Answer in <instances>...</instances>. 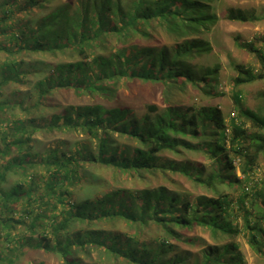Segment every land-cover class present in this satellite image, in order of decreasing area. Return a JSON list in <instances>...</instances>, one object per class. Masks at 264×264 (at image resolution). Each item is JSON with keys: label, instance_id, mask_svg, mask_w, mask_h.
Returning a JSON list of instances; mask_svg holds the SVG:
<instances>
[{"label": "trees", "instance_id": "16d2710c", "mask_svg": "<svg viewBox=\"0 0 264 264\" xmlns=\"http://www.w3.org/2000/svg\"><path fill=\"white\" fill-rule=\"evenodd\" d=\"M217 1L1 2L0 264H247L240 236L264 256V118L239 94L229 121L183 99L189 85L219 95L220 64L194 62L212 51L203 36L220 20ZM224 17L264 13L228 7ZM236 43L260 71L234 65L235 86L264 80V35ZM135 85L159 100L130 102ZM11 86L21 101L1 98ZM63 94L81 102L54 104ZM166 152H201L215 170L203 180ZM159 170L238 195L194 199L178 184L113 186L102 174Z\"/></svg>", "mask_w": 264, "mask_h": 264}, {"label": "rangeland", "instance_id": "374dc122", "mask_svg": "<svg viewBox=\"0 0 264 264\" xmlns=\"http://www.w3.org/2000/svg\"><path fill=\"white\" fill-rule=\"evenodd\" d=\"M3 3L4 0H0ZM217 13L220 17L218 24L214 27L213 31L209 35H204V38H207L212 46V51L204 55L203 58H197L194 62H199L202 65L214 66L215 63L220 64V70L218 74V86L217 97L207 95L203 88H191L189 85L186 89V93L183 95V99L187 103H191L195 106H217L224 114L226 119L229 121L230 117L236 114V105L234 102V95L239 94L242 97V101L246 108L253 111L255 114L264 118V80L255 81L248 84H243L238 87L234 84V79L237 77V72L234 68V65H243L245 67L251 68L256 72L260 71V64L255 58V56L249 53L246 49L240 48L237 43V37L241 42L254 41L256 37L264 35V20L254 22V23H240L232 22L225 19L224 14L228 7H241L245 9H257L260 14L264 13V0H219L216 3ZM3 13L2 7L0 6V14ZM1 37V35H0ZM1 41V39H0ZM259 45V44H258ZM32 62L38 60H48V58H40L37 55L29 58ZM135 103L145 104L146 102H155L159 100L152 96V89L145 86L135 85ZM13 87L8 88L2 99L14 97L22 100L21 96H14L12 94ZM193 99H189V97ZM81 102L79 98L73 94H63L57 95L55 97L54 104H68V103H77ZM14 116L20 117V109H16L12 113ZM197 142L196 140H194ZM53 144V143H52ZM161 158L163 161L167 159L175 160L176 162H191V165L194 166V170L199 173H202L203 180H207L214 172L215 168L210 162L207 161L205 156L201 153H190L185 152L182 156H175L170 152L164 153ZM259 170L257 174L259 178L264 181V155H261L260 158ZM168 172V173H167ZM166 173L159 171L154 172H144L142 177L138 179L127 178L125 175H117L113 172L103 171V176L114 186H141L149 183L152 186L156 185H165L171 189H175L177 184L179 187L175 189L181 193H191L194 196V199L199 195H209V196H218L221 193H230L234 197L238 195L236 187H231L227 184L216 183L217 191H214L212 188L200 185L196 181H191L187 177L182 176L179 173L169 172ZM171 180L175 182V185L171 184ZM143 185V186H142ZM200 236L208 239L209 236L207 233H199ZM239 242L241 244V249L245 254L247 264H264V256H260L254 253L251 247L248 245L246 239L243 236L239 237Z\"/></svg>", "mask_w": 264, "mask_h": 264}]
</instances>
